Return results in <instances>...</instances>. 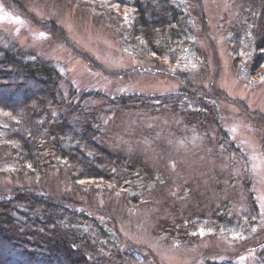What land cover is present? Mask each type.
Segmentation results:
<instances>
[{
	"label": "trees",
	"instance_id": "1",
	"mask_svg": "<svg viewBox=\"0 0 264 264\" xmlns=\"http://www.w3.org/2000/svg\"><path fill=\"white\" fill-rule=\"evenodd\" d=\"M0 1L8 11L70 48L89 67L102 71L56 20L40 18L26 0ZM75 1L95 21L100 16L107 22L122 51L136 59L139 66L133 70L145 73L146 80L169 78L178 87L166 93L108 97L94 90L79 92L71 85L68 93L66 71L58 62L14 41L0 46V175L40 179L0 197V264H125L124 257L127 263L144 264L122 249L126 245L116 227L72 197L81 188L96 195L125 193L132 205L143 199L144 188L138 183L142 167L132 162L133 153L115 150L105 138L106 121L117 111L146 119H151L146 115L170 112L190 128L214 131L219 149L244 162V153L221 124L219 102L240 105L254 121L264 124V115L250 112L245 101L197 83L199 75L207 78L209 72L206 54L198 46V22L207 31L202 0H195L198 12L186 0ZM227 32L236 76L246 82L264 79V0H249L238 23ZM102 99L106 102L88 103ZM244 170L248 171L247 165ZM55 176L64 182L66 194L56 190L62 196L48 192ZM245 190L247 211L230 217L233 204L224 201L211 217L171 222L170 239L188 243L209 231L225 235L234 246L244 241L260 214L247 181ZM257 264H264L263 257Z\"/></svg>",
	"mask_w": 264,
	"mask_h": 264
},
{
	"label": "rangeland",
	"instance_id": "2",
	"mask_svg": "<svg viewBox=\"0 0 264 264\" xmlns=\"http://www.w3.org/2000/svg\"><path fill=\"white\" fill-rule=\"evenodd\" d=\"M26 1L37 16L54 19L63 26L75 46L89 54L102 69H92L70 48L8 11L0 1V46L14 41L40 57L58 62L66 71V92L69 93L72 85L79 92L94 90L113 97L166 93L178 87L169 78L158 76L146 80L145 73L133 70L139 66L136 59L122 51L107 22L100 16L95 21L75 0ZM186 1L191 10L198 12L195 0ZM248 1L202 0L207 31L198 22V46L206 54L209 72L207 78L200 79L199 75L197 83L241 99L250 112L259 111L264 115V79L246 82L238 78L229 48L231 37L227 29L238 23ZM197 18L200 19L199 14ZM93 101L106 102L102 99L88 103ZM219 107L221 124L244 153L245 162L219 149L214 131L202 133L190 128L170 112L146 115L151 118L146 119L142 114L117 111L106 121L108 144L119 152L133 153L132 162L143 169L138 182L144 188L143 199L138 205H132L125 193L107 191L96 195L81 188L72 197L116 227L126 245L122 249L141 262L144 260V264H205L208 261L257 264L260 257L264 259V124L254 121L240 105L230 101L219 102ZM245 165L248 166L246 173ZM39 180L26 174L0 175V197ZM246 181L257 199L260 214L257 223L250 224L252 233L243 237L244 243L234 246L225 235L209 231L188 243L170 239L167 228L171 222L182 217L196 220L211 217L224 201L233 204L230 217L247 211ZM63 183L55 176L50 182L49 194H66ZM125 259V264H131Z\"/></svg>",
	"mask_w": 264,
	"mask_h": 264
}]
</instances>
